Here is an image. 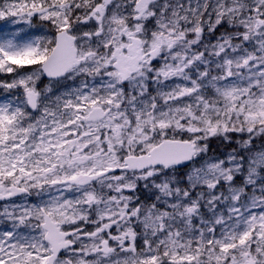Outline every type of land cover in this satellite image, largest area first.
I'll use <instances>...</instances> for the list:
<instances>
[{
	"label": "snow or ice",
	"instance_id": "snow-or-ice-1",
	"mask_svg": "<svg viewBox=\"0 0 264 264\" xmlns=\"http://www.w3.org/2000/svg\"><path fill=\"white\" fill-rule=\"evenodd\" d=\"M0 22V264H264V0Z\"/></svg>",
	"mask_w": 264,
	"mask_h": 264
},
{
	"label": "rangeland",
	"instance_id": "rangeland-1",
	"mask_svg": "<svg viewBox=\"0 0 264 264\" xmlns=\"http://www.w3.org/2000/svg\"><path fill=\"white\" fill-rule=\"evenodd\" d=\"M0 23H2V22H0Z\"/></svg>",
	"mask_w": 264,
	"mask_h": 264
}]
</instances>
